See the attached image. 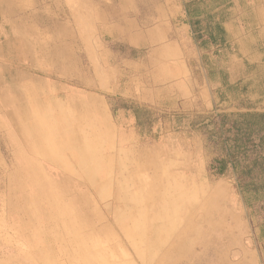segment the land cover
<instances>
[{
    "label": "rangeland",
    "instance_id": "obj_1",
    "mask_svg": "<svg viewBox=\"0 0 264 264\" xmlns=\"http://www.w3.org/2000/svg\"><path fill=\"white\" fill-rule=\"evenodd\" d=\"M249 112L264 0H0V264H264Z\"/></svg>",
    "mask_w": 264,
    "mask_h": 264
},
{
    "label": "trees",
    "instance_id": "obj_2",
    "mask_svg": "<svg viewBox=\"0 0 264 264\" xmlns=\"http://www.w3.org/2000/svg\"><path fill=\"white\" fill-rule=\"evenodd\" d=\"M201 12L195 7L190 12L197 37L212 36L227 42L224 25L216 24L214 28L211 25L204 26L200 20ZM233 118L235 120L222 116V126L229 125V133L233 136L227 141L235 159L234 169L239 178L240 194L247 205L264 203V113L235 114ZM226 119L230 120L229 124ZM224 162V159H219L221 172L224 171Z\"/></svg>",
    "mask_w": 264,
    "mask_h": 264
}]
</instances>
